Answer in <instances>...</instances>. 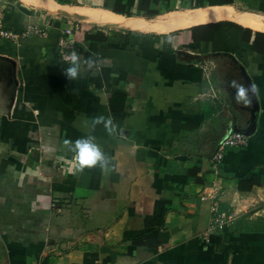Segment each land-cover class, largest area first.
Returning <instances> with one entry per match:
<instances>
[{
  "label": "crops",
  "instance_id": "1",
  "mask_svg": "<svg viewBox=\"0 0 264 264\" xmlns=\"http://www.w3.org/2000/svg\"><path fill=\"white\" fill-rule=\"evenodd\" d=\"M115 1L0 0V27L25 33L0 37V264H264V54L227 26L264 34V0H149L152 17L144 0L131 17L109 10ZM216 24L211 42L163 47L165 35ZM64 40L79 55L71 81ZM232 131L248 142L215 169ZM89 136L106 169H76L66 141Z\"/></svg>",
  "mask_w": 264,
  "mask_h": 264
},
{
  "label": "trees",
  "instance_id": "2",
  "mask_svg": "<svg viewBox=\"0 0 264 264\" xmlns=\"http://www.w3.org/2000/svg\"><path fill=\"white\" fill-rule=\"evenodd\" d=\"M132 4H133L132 0H128L125 5L121 3V0H116L115 6L113 8H109V10H111L115 14L131 17L133 16V14L130 12V8ZM141 10L144 12L145 16L147 17H152L158 14L157 10H151L149 8V0H144V2L141 4ZM221 26H222L221 24L206 25V26L190 28L185 31L181 30L174 33H170L162 37L163 47L164 49L170 47L171 49L177 50L194 42H201V41L211 42L214 37L215 27H221ZM227 26L238 29L243 33V37L241 41L242 49L246 51L252 50L262 55L264 54V34L253 32L250 29H243L234 24H227ZM159 39L160 38L157 37V39L154 40L158 41ZM85 41L100 43L106 41V38L103 39L102 37H99L97 35L93 37L90 34H86ZM191 173H193V171L190 170L188 173L190 177H191Z\"/></svg>",
  "mask_w": 264,
  "mask_h": 264
},
{
  "label": "clouds",
  "instance_id": "3",
  "mask_svg": "<svg viewBox=\"0 0 264 264\" xmlns=\"http://www.w3.org/2000/svg\"><path fill=\"white\" fill-rule=\"evenodd\" d=\"M68 62L69 66L64 69L63 74L69 81L75 80L80 68L79 55L75 50L68 55ZM88 64L91 67L94 64V61L89 60ZM232 86L237 89V102L244 104L250 102L248 97L249 89H245L243 85H238L235 82H233ZM103 119V117L96 118L94 123L98 124ZM66 143L71 145V151L74 153V161L77 170L83 171L85 168H92L95 166H99L102 169L108 167V158L94 142L93 137H84L75 141H66Z\"/></svg>",
  "mask_w": 264,
  "mask_h": 264
},
{
  "label": "built area",
  "instance_id": "4",
  "mask_svg": "<svg viewBox=\"0 0 264 264\" xmlns=\"http://www.w3.org/2000/svg\"><path fill=\"white\" fill-rule=\"evenodd\" d=\"M35 29L32 30L33 33H37L38 31H34ZM31 33V31H28V33ZM24 34H17L11 31H7L5 29H2L0 27V37L3 39H9V40H17L20 37H24ZM66 40L62 41L60 44L62 52V58L65 61H68V53L66 51ZM248 142V136L245 135L243 132L240 131H232L230 132L225 139H223L216 147L215 151L213 152L212 156L210 157L212 165L217 169V167H220L222 162H223V153L224 150L227 148H238L245 146ZM222 223L221 219L216 217L212 221V228H215L217 225L220 226Z\"/></svg>",
  "mask_w": 264,
  "mask_h": 264
},
{
  "label": "bare ground",
  "instance_id": "5",
  "mask_svg": "<svg viewBox=\"0 0 264 264\" xmlns=\"http://www.w3.org/2000/svg\"><path fill=\"white\" fill-rule=\"evenodd\" d=\"M39 1H42V0H39ZM49 9H53L52 8V6L50 5V7H49ZM64 9H66V8H61L60 10L58 9V13L59 14H67V15H71V16H74L76 13H77V15H78V17L80 18V19H84V20H89V21H95V22H97V23H99V24H106V23H109V24H113V25H116V26H121V27H123V26H129V27H136V26H138V23H137V21H134V20H132V19H129V20H127V19H123V18H120V17H116V15L115 16H112V15H110V14H106V13H103V12H99V11H80V10H70V9H67V10H64ZM213 10V9H212ZM218 10V9H217ZM53 11V10H52ZM209 12V11H208ZM194 13V12H193ZM207 12H205V14H206ZM210 13V12H209ZM223 13H225V12H215L211 17H212V19H214V16H219V18H221L220 16H223L224 14ZM197 14V13H196ZM201 14H202V12H201ZM204 14V13H203ZM170 15V14H169ZM191 15H192V13H191ZM207 15V14H206ZM246 15H244V17H245ZM190 17V16H189ZM198 17V16H197ZM200 17V16H199ZM209 17V16H208ZM248 16H246L245 17V19L247 18ZM201 18V17H200ZM205 18H207V16L205 17ZM204 18V20H206ZM217 18V17H216ZM215 18V19H216ZM196 19H199V18H196ZM201 19H203V17L201 18ZM210 19V18H209ZM208 18H207V20H209ZM241 19H243V18H241ZM246 20H248V19H246ZM172 21V20H171ZM180 21V20H179ZM184 21H185V19H184ZM196 20H194V22H195ZM243 21V20H242ZM258 21V20H257ZM165 22V21H164ZM185 22H187V21H185ZM192 22H193V20H192ZM247 22V21H246ZM173 23V22H172ZM259 23H260V21H259ZM174 24H175V22H174ZM182 24H184V22H182ZM186 24V23H185ZM250 24L251 25H257L255 22H250ZM161 25V24H160ZM177 24H175V26H176ZM246 25H249V24H246ZM155 26H153V28H154ZM251 27V26H250ZM156 29H157V27H155ZM167 28V27H166ZM172 28V27H171ZM168 29H169V27H168ZM164 30H165V28H164Z\"/></svg>",
  "mask_w": 264,
  "mask_h": 264
},
{
  "label": "rangeland",
  "instance_id": "6",
  "mask_svg": "<svg viewBox=\"0 0 264 264\" xmlns=\"http://www.w3.org/2000/svg\"><path fill=\"white\" fill-rule=\"evenodd\" d=\"M209 93H210V94H209V96H208V97H210V96L212 95V91H210Z\"/></svg>",
  "mask_w": 264,
  "mask_h": 264
},
{
  "label": "water",
  "instance_id": "7",
  "mask_svg": "<svg viewBox=\"0 0 264 264\" xmlns=\"http://www.w3.org/2000/svg\"><path fill=\"white\" fill-rule=\"evenodd\" d=\"M245 135H248V133H244Z\"/></svg>",
  "mask_w": 264,
  "mask_h": 264
}]
</instances>
